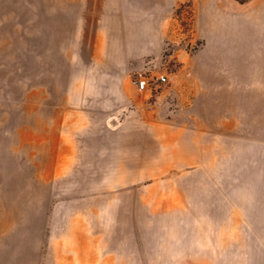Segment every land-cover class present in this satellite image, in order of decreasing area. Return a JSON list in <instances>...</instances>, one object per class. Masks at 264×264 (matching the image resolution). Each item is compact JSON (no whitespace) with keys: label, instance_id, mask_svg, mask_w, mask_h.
<instances>
[{"label":"rangeland","instance_id":"obj_1","mask_svg":"<svg viewBox=\"0 0 264 264\" xmlns=\"http://www.w3.org/2000/svg\"><path fill=\"white\" fill-rule=\"evenodd\" d=\"M0 264H264V0H0Z\"/></svg>","mask_w":264,"mask_h":264},{"label":"built area","instance_id":"obj_2","mask_svg":"<svg viewBox=\"0 0 264 264\" xmlns=\"http://www.w3.org/2000/svg\"><path fill=\"white\" fill-rule=\"evenodd\" d=\"M159 79L162 80V81L166 80L164 75L159 77ZM136 85H137L139 90H145L148 87L147 82L145 80H143V78L137 79L136 80Z\"/></svg>","mask_w":264,"mask_h":264},{"label":"trees","instance_id":"obj_3","mask_svg":"<svg viewBox=\"0 0 264 264\" xmlns=\"http://www.w3.org/2000/svg\"><path fill=\"white\" fill-rule=\"evenodd\" d=\"M237 1L243 3V2L248 1V0H237Z\"/></svg>","mask_w":264,"mask_h":264},{"label":"bare ground","instance_id":"obj_4","mask_svg":"<svg viewBox=\"0 0 264 264\" xmlns=\"http://www.w3.org/2000/svg\"><path fill=\"white\" fill-rule=\"evenodd\" d=\"M131 40V39H130ZM130 42H128V44H129ZM130 48V47H129ZM133 48V47H132ZM135 48V47H134Z\"/></svg>","mask_w":264,"mask_h":264}]
</instances>
